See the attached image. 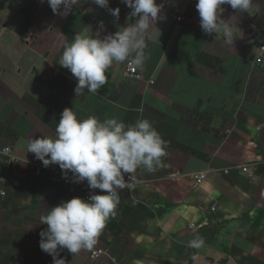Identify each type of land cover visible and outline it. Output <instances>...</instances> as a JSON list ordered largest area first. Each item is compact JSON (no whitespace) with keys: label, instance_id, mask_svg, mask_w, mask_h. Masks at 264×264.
Wrapping results in <instances>:
<instances>
[{"label":"crops","instance_id":"obj_1","mask_svg":"<svg viewBox=\"0 0 264 264\" xmlns=\"http://www.w3.org/2000/svg\"><path fill=\"white\" fill-rule=\"evenodd\" d=\"M196 2L157 0L164 18L146 35L141 78H125L128 61L117 63L97 93L77 97L76 78L59 65L64 44L87 27L96 36L100 21V38L127 27L137 19H126L131 9L110 0L117 20L92 0H77L67 15L47 0H0V148L15 155L0 157V264H53L40 248V217L86 195L32 173L43 163L28 142L54 137L65 108L80 119H148L167 142L162 166L138 169L135 192L121 191L94 248L60 251L66 264H264V0L248 12L223 6L232 45L202 31ZM196 173L207 176L199 188ZM196 238L202 246L190 247ZM93 251L103 255L93 260Z\"/></svg>","mask_w":264,"mask_h":264},{"label":"clouds","instance_id":"obj_2","mask_svg":"<svg viewBox=\"0 0 264 264\" xmlns=\"http://www.w3.org/2000/svg\"><path fill=\"white\" fill-rule=\"evenodd\" d=\"M92 2L119 19L121 10L111 8L110 0ZM121 2L131 9L126 19L137 18L134 23L100 38L99 32L105 30L104 22L100 21L96 36L87 27L64 44L59 65L76 78L77 97L85 92L97 93L108 83V73L114 64L128 61L142 68L147 59L146 35L164 18L161 16L164 4H158L157 0ZM47 3L54 14L67 15L77 0H47ZM252 4L253 0H197L195 7L202 31L222 34L224 42L232 45L236 36L230 21L222 18L223 6L248 12ZM27 152L35 154L45 167L57 164L65 178L70 172L74 182L86 180L90 189L103 193L90 195L87 200L74 197L63 201L40 217V224L47 225L40 232L41 250L53 257V264H66L64 258H59L60 251L67 249L77 255L94 248L108 221L117 214L121 191L134 187L138 169L153 172L162 166L167 142L148 119H137L132 124L116 117L101 120L92 115L80 119L75 109L65 108L55 136L32 138ZM188 244L199 248L203 240L196 238Z\"/></svg>","mask_w":264,"mask_h":264},{"label":"built area","instance_id":"obj_3","mask_svg":"<svg viewBox=\"0 0 264 264\" xmlns=\"http://www.w3.org/2000/svg\"><path fill=\"white\" fill-rule=\"evenodd\" d=\"M181 19L182 18H179V20ZM260 50H261V60H264V45L260 47ZM124 77L128 79H139L141 78V72L138 67L131 64L130 62H126L124 64ZM0 157H9L11 159H14L15 158L14 150L8 147L0 148ZM240 170L243 174H245L251 179L256 176L255 170L252 169L250 165L240 166ZM32 173L45 181H56L59 184H62L64 186H76V187L84 188L86 192V195L84 197L85 200H87L90 195L103 194L101 193V190L99 189H96V190L90 189L87 185L86 180L84 182L77 183V182H74V178L72 176L68 175V177L65 178L62 170L56 166L45 167L43 165H34L32 167ZM127 178H128V174L125 175L126 180ZM206 178H207L206 173H196V174L191 175V179L193 180L195 188H199L205 182ZM139 183L140 182L136 176V182L134 184V187L131 190L124 189L122 191L133 193L138 188ZM4 193L5 192H3V194ZM102 255H103L102 252L93 251L91 258L93 260H97Z\"/></svg>","mask_w":264,"mask_h":264}]
</instances>
